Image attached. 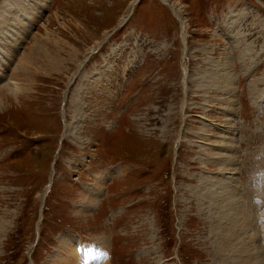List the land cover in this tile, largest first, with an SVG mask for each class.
<instances>
[{"label":"rangeland","instance_id":"rangeland-1","mask_svg":"<svg viewBox=\"0 0 264 264\" xmlns=\"http://www.w3.org/2000/svg\"><path fill=\"white\" fill-rule=\"evenodd\" d=\"M0 90V264H264V0H0Z\"/></svg>","mask_w":264,"mask_h":264},{"label":"bare ground","instance_id":"bare-ground-1","mask_svg":"<svg viewBox=\"0 0 264 264\" xmlns=\"http://www.w3.org/2000/svg\"><path fill=\"white\" fill-rule=\"evenodd\" d=\"M173 6V5H172ZM171 6V7H172ZM175 6V5H174ZM172 7V8H174L175 9V12H174V14L176 15V17L180 20V22L181 23H183L184 24V22L182 21L183 19L181 18V13L179 12V10L176 8V7ZM174 11V10H173ZM182 19V20H181ZM184 27V26H183ZM185 28V27H184ZM110 37V36H109ZM108 37V38H109ZM107 38V39H108ZM106 39V37L104 38V40ZM107 39L105 40V42L107 41ZM103 40V41H104ZM103 41L101 42V44L99 45V46H101L102 45V43H103ZM104 42V43H105ZM96 47V46H95ZM38 56V55H37ZM54 58V57H53ZM25 59V57H22V60H24ZM37 59H38V57H37ZM56 59V58H55ZM55 59H53L54 61H55ZM39 61V60H38ZM52 62V61H51ZM60 62H62V60L60 61L59 59H57L53 64H52V66L53 67H56L57 66V68H59L60 69V67H63L62 66V64L60 63ZM37 63V62H36ZM39 63V62H38ZM50 63V62H49ZM51 65L49 66V67H52ZM52 67V68H53ZM21 68V66L20 67H18V71H19V69ZM28 68V67H27ZM39 68V67H38ZM25 69V68H24ZM185 69V68H184ZM22 70V69H21ZM23 71V70H22ZM51 72V71H50ZM186 73V72H185ZM28 74V73H27ZM21 78V77H20ZM22 80V79H21ZM20 82V81H19ZM19 85V84H18ZM28 86V85H27ZM14 87V86H13ZM16 87V86H15ZM18 89H20V88H18ZM12 90V89H11ZM15 90V89H14ZM16 90H17V88H16ZM0 91H3V90H0ZM20 91V90H19ZM19 93V92H18ZM17 93V94H18ZM6 94V93H5ZM16 94V95H17ZM1 95H3V94H0V96ZM14 95V94H13ZM1 101V100H0ZM1 103V102H0ZM214 159V158H213ZM225 168H227L226 169V171H230V169H228V164H226V167ZM117 174V173H116ZM112 175V172H111V170L109 171V172H107V174H105V175H103V179L101 180L100 179V176L98 175L97 176V178H99V180H97L96 182H97V184L99 183V185L101 184V182L104 180V179H106V178H108V177H110ZM232 178V177H231ZM230 178V179H231ZM99 185H97L96 186V188H98V186ZM223 189H225L224 187H223ZM227 192V191H226ZM100 193V192H99ZM99 193H97V194H95V196L97 195H99ZM208 193V192H207ZM201 194H203V193H201ZM205 194V193H204ZM217 194H219L218 193V191H215V190H210V192H209V194H207L208 196H210V197H214L215 199H216V196H217ZM221 194H222V196H220V195H218L217 196V198H218V200H221L222 199V203H224L225 202V200H224V197L227 195L226 193H224V192H221ZM204 196V195H203ZM94 197V196H93ZM85 198H86V195H85ZM93 199V198H92ZM91 201V200H90ZM209 201V200H208ZM217 201V200H216ZM93 203H94V201H93ZM96 203V202H95ZM220 203V202H219ZM217 204V203H216ZM86 206H88V205H86ZM220 206V205H219ZM222 206V205H221ZM223 206L225 207V205L223 204ZM237 206L236 205H234V207H233V209L232 210H227L226 211V214L224 215V213L223 212H221V217H223V215H224V217H223V219H226L227 217V221L226 220H224V221H226V222H222V218L220 217V219L218 218V219H216V221H214L215 222V225H216V229L215 230H213L212 232H213V236L215 237V239H214V247H216L217 249H218V254H219V256H225V258H224V262L223 263H225V261L227 260L228 261V264H251V261H250V257H248L247 256V260L245 261L244 260V255H239L242 251H245V250H247V244L249 243V244H251L253 241H252V238H251V236L252 235H249V233L247 234V232H246V229H247V227L246 226H243V223H242V221L241 220H239L240 219V217H239V212H238V208H236ZM222 209V208H221ZM220 209V210H221ZM81 211V210H80ZM82 212V211H81ZM239 213V214H238ZM226 216V217H225ZM210 217H211V215H210ZM214 219H215V217H214ZM222 219V220H221ZM220 221V222H219ZM242 223V224H241ZM246 228V229H245ZM237 230V231H236ZM226 231V232H225ZM234 231H236V232H234ZM232 232V233H231ZM246 232V233H245ZM237 234H240V238L239 237H237L238 235ZM243 235V236H242ZM234 236V237H233ZM225 243V244H224ZM238 243H240V246H237V244ZM255 243V241L252 243V244H254ZM63 244H64V247L66 248L65 250H69L70 249V247H67V245H69L70 244V241H64L63 242ZM252 244H251V246H252ZM90 247V246H89ZM227 247H231V255H229V252H228V248ZM83 249H86V247H84ZM83 249H81V250H83ZM248 249H250L251 250V248H248ZM93 251L92 252V254H91V256H93V255H98L97 253V250H96V247L94 246V245H92L91 247H90V249H89V252L90 251ZM64 251V250H63ZM77 252H78V249L76 250ZM216 251V250H215ZM230 251V250H229ZM70 253V252H69ZM65 254V253H64ZM71 255V254H70ZM71 257H73V255L71 256ZM63 258V257H62ZM61 258V259H62ZM89 259L90 260H94V259H91L90 257H89ZM108 259L107 258H105L104 259V257H102L101 258V261L99 262L100 264L102 263V264H107L106 263V261H107ZM85 261V262H84ZM64 262V261H63ZM83 262L85 263V264H89V263H87V261L86 260H83ZM96 262V261H95ZM83 263V264H84ZM68 264H71V261L70 262H68Z\"/></svg>","mask_w":264,"mask_h":264},{"label":"water","instance_id":"water-1","mask_svg":"<svg viewBox=\"0 0 264 264\" xmlns=\"http://www.w3.org/2000/svg\"><path fill=\"white\" fill-rule=\"evenodd\" d=\"M137 2H138V3H140V2H141V0H137ZM136 4H137V3H136ZM166 4H167V3H166ZM132 14H133V12H131V15H132ZM131 15H130V16H131ZM128 20H129V17H128V18H127V19H126V20H125V21H124L122 24H123V25H124V24H126V22H128ZM122 24H121V25H119V26H118L117 28H115L114 30H112V32H110V33H109V34L106 36V39H107L109 36H111L112 34H114V33H115V31H116L117 29H119V28L122 26ZM106 39H105V40H106ZM105 40L103 41V43L105 42ZM103 43H102V44H103ZM93 54H94V53H92V54H89V56H88V59H87V60H89V58H90V57H91ZM87 60H86V61H87ZM86 61H85V62H86Z\"/></svg>","mask_w":264,"mask_h":264}]
</instances>
